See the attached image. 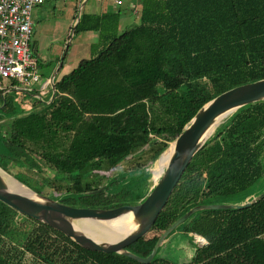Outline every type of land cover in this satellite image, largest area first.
<instances>
[{"label": "trees", "instance_id": "16d2710c", "mask_svg": "<svg viewBox=\"0 0 264 264\" xmlns=\"http://www.w3.org/2000/svg\"><path fill=\"white\" fill-rule=\"evenodd\" d=\"M136 11L137 22L119 31L120 10L81 8L73 33H97L94 55L54 77L48 104L33 100L28 111L22 93L0 92V171L75 207L139 203L157 159L195 113L264 78V0H139ZM263 174L264 99L222 119L150 229L126 249L146 257L195 205L250 201ZM173 234L194 245L185 261L159 253ZM0 264H264V194L241 209L195 211L149 263L83 248L0 201Z\"/></svg>", "mask_w": 264, "mask_h": 264}, {"label": "water", "instance_id": "95a60500", "mask_svg": "<svg viewBox=\"0 0 264 264\" xmlns=\"http://www.w3.org/2000/svg\"><path fill=\"white\" fill-rule=\"evenodd\" d=\"M80 12L81 8L78 10L75 24L79 20ZM54 93L55 84L52 83L51 96L44 105L52 100ZM262 99H264V78L234 86L206 102L195 113L178 137L170 143L172 144V149L168 154L165 167L157 178H153V187L139 203L124 204L113 208L75 207L61 203L50 196L42 195L11 176L17 183L26 187L28 191L15 189L12 187L13 185L8 183L1 171L0 201L17 212L60 231L83 248L105 253L118 252L140 263H149L166 236L195 211L201 209H241L249 206L264 194L263 191L243 204L215 203L195 205L174 220L161 233L151 252L146 257L138 256L126 249L128 245L139 239L150 229L187 165L214 129L221 123L222 119L239 107ZM167 150L168 148L165 151ZM161 156L162 154L157 160ZM123 216H127L130 219L133 228L122 237L112 241L94 239L76 226L80 222L97 224ZM194 236L201 237L197 234H194Z\"/></svg>", "mask_w": 264, "mask_h": 264}, {"label": "rangeland", "instance_id": "374dc122", "mask_svg": "<svg viewBox=\"0 0 264 264\" xmlns=\"http://www.w3.org/2000/svg\"><path fill=\"white\" fill-rule=\"evenodd\" d=\"M108 1L111 0H45L42 6L32 10V43L36 51L39 62V73L42 78L51 77L55 73V78H60L63 74L70 72L76 67L81 59L90 58L94 55L93 44L97 42L98 35L95 31H85L73 33L72 27L75 24L78 10L99 13L108 9ZM115 5V10H120V20L118 30L135 24L137 15L134 12V3L139 0H119ZM63 66L59 68L60 62ZM39 85V84H38ZM38 85H35L36 87ZM39 95L45 100L51 96L50 91ZM48 98V99H49ZM23 103L29 105L28 110L34 108L33 101L23 96ZM39 105L42 103L39 101ZM172 147L163 152L161 158L157 160L153 167V178H157L167 163L168 154ZM165 153V154H164ZM10 175L5 174V178L10 180ZM251 192L259 195L264 191V174L250 188ZM49 195L53 192L49 191ZM233 200L227 204H236ZM87 231L95 236L111 237L113 228H106L100 231L92 224H82ZM118 229L126 230L125 224H118ZM105 232V233H104ZM114 232V231H113ZM188 238L183 234H173L160 247V255L168 257L174 261H185L193 254L194 245L189 243ZM202 239L193 236V242L201 245Z\"/></svg>", "mask_w": 264, "mask_h": 264}, {"label": "built area", "instance_id": "2783aa9c", "mask_svg": "<svg viewBox=\"0 0 264 264\" xmlns=\"http://www.w3.org/2000/svg\"><path fill=\"white\" fill-rule=\"evenodd\" d=\"M44 2L45 0H0L1 96L8 91H16L29 100H39L42 105L48 101L43 99L39 92L51 93L55 75L41 77L31 40L32 10ZM116 3L120 1L117 0ZM26 107L29 105L22 102V108L28 110Z\"/></svg>", "mask_w": 264, "mask_h": 264}, {"label": "bare ground", "instance_id": "6f19581e", "mask_svg": "<svg viewBox=\"0 0 264 264\" xmlns=\"http://www.w3.org/2000/svg\"><path fill=\"white\" fill-rule=\"evenodd\" d=\"M169 147H172V144H170ZM169 147H168V149H169ZM1 173L5 177V173H3L2 171H1ZM6 180L8 181L9 184L13 185L12 187H14L15 189H18L21 191H28V189L26 187H24L20 183H17L12 177H10V180L9 179H6ZM85 223L88 224L87 222H85ZM82 224H83V222H80V223L76 224V226L81 228L84 232L89 234L94 239H103V240H111V241L122 237L124 234H126L128 231H130L133 228V224L130 222V219L127 216H123V217H120V218H117L114 220H110L108 222H99L97 224L96 223L92 224V225L96 226L97 228H99L100 231H103V229H106V228H113L114 229V230H112V233H114V235H112L111 237L105 238V237H101V236H95L94 234L90 233L89 231H87L85 229V227ZM118 224H125L127 229L124 231L115 230V229H118L117 228ZM198 238L203 240V238H201V237H198Z\"/></svg>", "mask_w": 264, "mask_h": 264}, {"label": "crops", "instance_id": "0c3cea01", "mask_svg": "<svg viewBox=\"0 0 264 264\" xmlns=\"http://www.w3.org/2000/svg\"><path fill=\"white\" fill-rule=\"evenodd\" d=\"M117 0H111V1H108V10H115L114 8L110 9L111 7H115V5L119 4V3H116ZM136 4H137V1H135L134 3V12L136 13L137 15V11H136ZM43 5V4H42ZM41 5V6H42Z\"/></svg>", "mask_w": 264, "mask_h": 264}]
</instances>
